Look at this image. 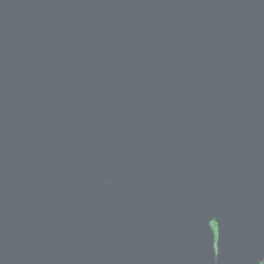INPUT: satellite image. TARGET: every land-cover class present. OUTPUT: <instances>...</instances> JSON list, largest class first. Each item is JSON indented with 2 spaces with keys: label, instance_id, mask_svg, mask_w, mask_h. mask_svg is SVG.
I'll use <instances>...</instances> for the list:
<instances>
[{
  "label": "water",
  "instance_id": "water-1",
  "mask_svg": "<svg viewBox=\"0 0 264 264\" xmlns=\"http://www.w3.org/2000/svg\"><path fill=\"white\" fill-rule=\"evenodd\" d=\"M262 172L264 0H0V264H193Z\"/></svg>",
  "mask_w": 264,
  "mask_h": 264
},
{
  "label": "flooded vegetation",
  "instance_id": "flooded-vegetation-1",
  "mask_svg": "<svg viewBox=\"0 0 264 264\" xmlns=\"http://www.w3.org/2000/svg\"><path fill=\"white\" fill-rule=\"evenodd\" d=\"M264 176V172L261 173ZM264 199V194L261 195ZM218 218L208 221L212 247H200L193 264H264V200L254 209L217 212ZM200 229L204 226L199 225ZM199 235L201 242L210 233ZM221 250V251H220ZM219 251V252H218Z\"/></svg>",
  "mask_w": 264,
  "mask_h": 264
},
{
  "label": "bare ground",
  "instance_id": "bare-ground-1",
  "mask_svg": "<svg viewBox=\"0 0 264 264\" xmlns=\"http://www.w3.org/2000/svg\"><path fill=\"white\" fill-rule=\"evenodd\" d=\"M221 251V250H220ZM219 252V251H218Z\"/></svg>",
  "mask_w": 264,
  "mask_h": 264
}]
</instances>
